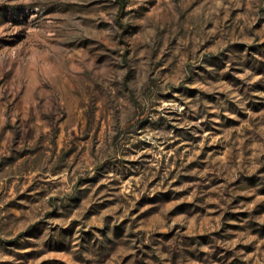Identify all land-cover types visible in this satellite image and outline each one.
Masks as SVG:
<instances>
[{
  "label": "rangeland",
  "instance_id": "rangeland-1",
  "mask_svg": "<svg viewBox=\"0 0 264 264\" xmlns=\"http://www.w3.org/2000/svg\"><path fill=\"white\" fill-rule=\"evenodd\" d=\"M0 264H264V0H0Z\"/></svg>",
  "mask_w": 264,
  "mask_h": 264
}]
</instances>
